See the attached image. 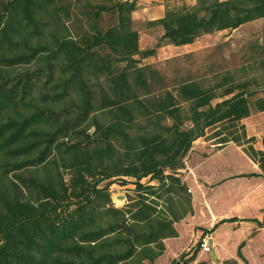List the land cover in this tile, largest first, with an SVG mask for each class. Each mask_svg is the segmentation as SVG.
Returning a JSON list of instances; mask_svg holds the SVG:
<instances>
[{
    "label": "trees",
    "instance_id": "trees-1",
    "mask_svg": "<svg viewBox=\"0 0 264 264\" xmlns=\"http://www.w3.org/2000/svg\"><path fill=\"white\" fill-rule=\"evenodd\" d=\"M137 1H0V167L34 166L55 150L70 170L65 180L19 175L33 200L0 194V264L153 260L162 252L161 239L177 234L173 222L191 212L190 194L177 173L192 141L207 128L212 131L206 139L218 147L228 141L240 145L264 176V149L253 146L255 137L241 122L264 110V88L258 91L251 78L239 81L227 70L212 82L185 78L168 84L149 63L136 64L133 55L155 52L137 46V31L130 26ZM76 9L88 17V26L72 36L65 20H79ZM104 10L114 21L100 29L95 19ZM263 15L264 0H194L165 7L162 16L146 21L162 30L157 45H180ZM259 46L264 65V34ZM34 59L42 60L43 68L15 73L11 80V66ZM42 74L44 83H53L43 95L48 105L7 114ZM57 102L65 105L54 108ZM18 156L22 159L6 160ZM145 176L156 184L141 182ZM114 179L134 185L136 195L123 206L106 205ZM162 195L166 208L157 207ZM199 242L200 237L189 255L182 251L179 258H185L177 264L192 260ZM241 244L236 255L244 260ZM221 262L238 264L235 258Z\"/></svg>",
    "mask_w": 264,
    "mask_h": 264
},
{
    "label": "rangeland",
    "instance_id": "rangeland-1",
    "mask_svg": "<svg viewBox=\"0 0 264 264\" xmlns=\"http://www.w3.org/2000/svg\"><path fill=\"white\" fill-rule=\"evenodd\" d=\"M89 1L92 3L105 2V0ZM193 2L194 0H163L162 6L164 9L165 7L175 8L183 4H192ZM140 6L141 5L136 6L130 12V26L137 31V46L139 48L154 47L155 52L144 57L133 55V57H136V64L149 63L163 75L165 82L168 84H173L174 82L185 78H206L210 79V82H212L213 79H219L215 78V75L227 70L232 73L233 78L236 80L242 81L246 78H251V86L255 87V89L258 91L264 88V65L262 62L263 53L259 46V43L261 42V36L264 34V15L243 22L234 28H223L210 33H203L189 43L173 45L161 42L159 45H157V41L162 30L160 26H150L147 24V19L143 17L145 14H143V10ZM147 6L148 9H153V2L148 3ZM76 11L78 17L80 18L79 20H76L73 17L65 20V24L70 29V35L80 32L82 31L83 27L88 26V17H86L84 14L81 15L79 10L76 9ZM113 21L114 16L110 11L106 10L102 11L99 17L95 19L96 26L100 29H104ZM10 46L14 51L16 48L14 43H12ZM44 65L45 64L42 60L34 59L27 63L14 64L9 68L8 71L12 80V75L15 73V75H17L24 70H32L37 67L43 68ZM58 71L59 65L56 64L54 68L55 76H57ZM253 79H255V81H253ZM52 85L53 83L51 82L44 83V76L42 74L39 80H36L28 92H26L23 98H21L22 100L17 99L14 105L15 109L13 111L8 109L6 113L9 115H15L16 111L26 112L32 110L34 106H44L45 104L48 105L49 102H47V98L43 97V95L44 93L48 92L47 89H49V87ZM218 90L219 89L216 91ZM258 94L261 93L259 92ZM217 99H219V97L213 98L212 102ZM64 105L65 104L62 102H57L54 108ZM93 113L95 112L90 114L93 115ZM250 119H256L258 123L257 116H252ZM88 121L89 120H87V122ZM85 123L86 122H83L82 126H84ZM91 130L92 126H90L86 131L90 133ZM211 131L212 129L210 128L205 129V135L197 137L194 141H192L191 146L193 143H204L207 146L206 149L208 150L218 147L216 146L218 143L216 144L212 138L206 139ZM221 153L228 156L229 158L234 157L233 161L235 159L237 160V169L246 170L248 168V164L243 160L238 150H235L233 146L225 148V150H223ZM61 155L65 156L63 153ZM20 159H22V156H18L16 158H6V160L11 162L18 161ZM216 159L218 158H212V162L214 161L213 165L218 163ZM50 160L54 163H51ZM224 169L229 170V167ZM69 171L70 170L63 165V160L59 157L57 151L55 150L46 158L45 162L36 164L34 166L26 165L15 168L10 164H2L0 167V194L7 193L11 195L16 193L24 199L33 200V194L28 193L21 187V184L17 178L19 175H47L57 179L58 177H61L63 180H65L69 177ZM125 179L128 181L130 180V178L127 177ZM140 181L156 184L154 179H149L147 176L142 177ZM103 182L104 180L101 181L99 185H102ZM133 187L134 185L130 182L120 184L118 180L114 179V181L111 182L107 188L110 201L106 203V205L112 204L118 207L123 206L128 201L129 197L136 195V193L133 191ZM157 205V207L166 208L167 201H165V195L157 198ZM231 212L232 211L230 210L227 214H231ZM200 231L201 228L196 227L194 234H198ZM235 231L232 234V239L240 236L238 231ZM192 234L193 231H190L189 227L181 229V233L178 238L168 241V248L159 256L158 262H154L156 257L151 261L143 259L142 262L144 264H170L172 259L169 260L168 263H166V259L168 257L171 258L175 256V254L181 250V248L187 246H189L187 249V252H189L187 255H189L193 250L194 244L197 240L195 237H192ZM241 240H245V237L241 236L236 240L234 245L228 244L225 251L223 253L220 252V254L222 256H226L231 252V254L234 255L236 246ZM254 248L255 245L253 242L249 243L245 248L244 252L248 258V264H262L264 262V256L256 257V255L253 253ZM179 254L175 258L177 263L185 258V256L179 258ZM200 254L201 252H198L197 250L194 258L192 260H188L187 264H204L206 261L210 260L208 255L205 256Z\"/></svg>",
    "mask_w": 264,
    "mask_h": 264
},
{
    "label": "crops",
    "instance_id": "crops-1",
    "mask_svg": "<svg viewBox=\"0 0 264 264\" xmlns=\"http://www.w3.org/2000/svg\"><path fill=\"white\" fill-rule=\"evenodd\" d=\"M151 2H153V9H148L147 4ZM162 3L163 0H138L136 4L141 5L145 19H154L163 15ZM252 116H257L258 123L256 119H250ZM241 122L244 124L246 134L255 137L253 146L264 149V110L250 113L241 118ZM230 146L238 150L240 156L248 164L246 170L237 169V160L233 161L234 157L229 158L221 153ZM206 147L204 143H193L182 159L183 166L178 169L177 175L189 189L191 212L173 222L177 234L161 239L163 249L154 262H158L159 256L167 250L168 241L180 236L181 229L189 227L190 231H193L192 237L198 239L204 234L201 235L202 230L212 227L213 224L214 226L205 232L210 237L209 250H198L201 254L208 255L210 259L204 264H222L221 261L227 258H235L238 264H248L244 251L251 242L255 245L253 253L256 257L264 256V217L262 214L264 176L260 174L261 170L245 154L240 145L231 141L210 150ZM212 158H218L216 165H213ZM228 167L229 170L224 169ZM230 210L231 214H227ZM220 219L227 220L219 221ZM196 227L201 228L198 234H194ZM234 231H238L240 236L232 239ZM241 236L245 237V240L240 241L242 242L240 252L245 262L237 257L236 250L234 255L231 252L226 256L220 254L225 251L228 244L234 245ZM188 248L189 246L181 248L175 256L168 257L166 263L175 259L182 251H187Z\"/></svg>",
    "mask_w": 264,
    "mask_h": 264
},
{
    "label": "built area",
    "instance_id": "built-area-1",
    "mask_svg": "<svg viewBox=\"0 0 264 264\" xmlns=\"http://www.w3.org/2000/svg\"><path fill=\"white\" fill-rule=\"evenodd\" d=\"M187 190H189L187 188ZM209 235L208 234H203L201 237H200V242H199V249L200 251H208L209 248H210V241H209Z\"/></svg>",
    "mask_w": 264,
    "mask_h": 264
},
{
    "label": "water",
    "instance_id": "water-1",
    "mask_svg": "<svg viewBox=\"0 0 264 264\" xmlns=\"http://www.w3.org/2000/svg\"><path fill=\"white\" fill-rule=\"evenodd\" d=\"M174 264H177V260H175Z\"/></svg>",
    "mask_w": 264,
    "mask_h": 264
}]
</instances>
